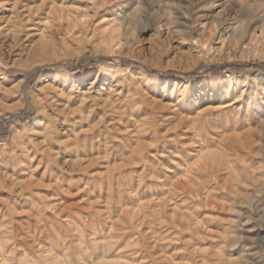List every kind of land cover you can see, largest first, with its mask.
Masks as SVG:
<instances>
[{
    "label": "rangeland",
    "instance_id": "obj_1",
    "mask_svg": "<svg viewBox=\"0 0 264 264\" xmlns=\"http://www.w3.org/2000/svg\"><path fill=\"white\" fill-rule=\"evenodd\" d=\"M104 2L0 0V155L33 147L49 125L63 135L18 174L23 195H3L0 259L264 264V247L249 253L252 225L225 223L221 186L184 171L206 135L264 118V0ZM14 231L26 241L13 249Z\"/></svg>",
    "mask_w": 264,
    "mask_h": 264
},
{
    "label": "bare ground",
    "instance_id": "obj_2",
    "mask_svg": "<svg viewBox=\"0 0 264 264\" xmlns=\"http://www.w3.org/2000/svg\"><path fill=\"white\" fill-rule=\"evenodd\" d=\"M93 1L98 5L105 3V0ZM44 2L45 1H43V4H45ZM135 17L136 15L132 14L129 18L125 19L124 17H119V19L124 22L122 24L123 27L131 28ZM248 29V21L242 20L239 27L234 31L236 34H243V32ZM100 47L108 52L114 48L111 43L100 44ZM39 114L42 115V113ZM63 118L64 129H66L68 120L65 117ZM242 118L243 117H241V119ZM244 119V121L238 119L233 123L228 121L226 124L227 126H222V129H224V131H229V133L224 132L225 135L222 136L221 140H218V142H213L212 139L214 137L212 139L207 135L203 137V146L201 150L198 151L191 165L188 162L189 165L187 164L184 171L193 176L190 180L188 179L191 183L200 185V178H202L203 181L201 184L207 182L221 186L223 190L221 191L223 192L226 203L224 201L220 207L222 211L224 213L226 212L225 214L229 216V220H226L225 223L228 225H235L241 228V230L245 226L252 225L251 230L257 235L256 238H258V240L254 238L252 240L250 239L249 253H253L254 250L258 248H260V252L259 250H257V252L261 253L264 247V211L261 209L264 205V118L260 117L258 121L255 120L254 122L253 118L249 116V114H246ZM41 121V117L38 116L35 122L38 123ZM62 138L63 135L61 132L55 129L54 126L49 125V127L45 128L44 134L40 138L41 140L32 142L34 144L33 147H27L21 151L19 150L13 157L0 155V229L8 222V217L10 216L7 207H5V201L2 199L5 192L8 191L11 194L22 196L24 187L23 184L16 181L17 177H19L18 174L22 170H27L30 166L32 167L35 159L40 163L41 160L50 154L48 152V147L50 148L54 145L59 147L63 142L61 141ZM213 145L215 147H213ZM187 183L188 182L184 183L183 181H178L177 186L184 190ZM205 198L206 200L204 201L206 203L211 205L216 204L215 200L211 199L209 194H207ZM18 231H14L12 234L11 239L13 242L11 243L13 249L14 246H18L19 243L23 244L26 241L24 236H21ZM4 236L6 237V235ZM9 241H1L0 247L8 249L10 247L8 246ZM8 255H10V253ZM12 255L14 254H11V256ZM120 255L122 256V254ZM2 256H5V254L3 253ZM115 258L111 259L104 253L97 262L92 264H126L117 261ZM9 259L11 260V258ZM7 262L9 263V261L5 259H0V264H7ZM31 263L33 264L34 262ZM51 264H70V260H67L65 256L63 258L58 257L54 258Z\"/></svg>",
    "mask_w": 264,
    "mask_h": 264
},
{
    "label": "trees",
    "instance_id": "obj_3",
    "mask_svg": "<svg viewBox=\"0 0 264 264\" xmlns=\"http://www.w3.org/2000/svg\"><path fill=\"white\" fill-rule=\"evenodd\" d=\"M102 61H109L108 59H101ZM124 66H129V67H134V66H138V64L136 63H133V62H129V61H122L121 62ZM231 67H234V66H228L226 67L225 69H228V68H231ZM68 70V68H65ZM219 70H223L222 68H218ZM150 74H153V75H159V76H165V75H169V74H164V73H159V72H156V71H150V70H147ZM171 75V74H170ZM198 75L200 74H193L192 76L194 77H197ZM187 77V76H185ZM189 77V76H188Z\"/></svg>",
    "mask_w": 264,
    "mask_h": 264
},
{
    "label": "built area",
    "instance_id": "obj_4",
    "mask_svg": "<svg viewBox=\"0 0 264 264\" xmlns=\"http://www.w3.org/2000/svg\"><path fill=\"white\" fill-rule=\"evenodd\" d=\"M16 118H17L16 115H12V114L5 115V116H3V123L4 124H12Z\"/></svg>",
    "mask_w": 264,
    "mask_h": 264
}]
</instances>
